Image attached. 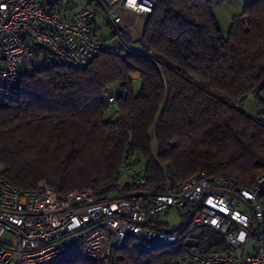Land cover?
Instances as JSON below:
<instances>
[{"label": "trees", "instance_id": "obj_1", "mask_svg": "<svg viewBox=\"0 0 264 264\" xmlns=\"http://www.w3.org/2000/svg\"><path fill=\"white\" fill-rule=\"evenodd\" d=\"M153 1L138 37L124 35L133 50L109 46L100 28L103 49L85 67L35 44L36 71L0 82V172L12 184L105 198L129 186L120 165L130 155L158 191L201 173L250 187L264 173V0L235 14L227 35L216 16L227 0ZM87 6L101 16L94 0ZM200 238L204 253L225 249L211 228ZM168 248L118 252L124 264H174L183 245ZM86 261L64 264H99Z\"/></svg>", "mask_w": 264, "mask_h": 264}, {"label": "built area", "instance_id": "obj_2", "mask_svg": "<svg viewBox=\"0 0 264 264\" xmlns=\"http://www.w3.org/2000/svg\"><path fill=\"white\" fill-rule=\"evenodd\" d=\"M122 45L138 30L153 0H94ZM52 7L48 0H0V82L37 69L35 44L46 46L68 66L82 68L103 49L93 6ZM111 104L115 98L109 97ZM126 188L97 198L92 188L59 196L45 183L35 189L12 184L0 172V264H64L76 257L99 264H124L118 252H184L174 264H264V173L250 187L230 177L196 174L164 188H149L136 155L120 165ZM178 212L184 223L169 229L161 217ZM215 230L225 249L201 250V230Z\"/></svg>", "mask_w": 264, "mask_h": 264}, {"label": "rangeland", "instance_id": "obj_3", "mask_svg": "<svg viewBox=\"0 0 264 264\" xmlns=\"http://www.w3.org/2000/svg\"><path fill=\"white\" fill-rule=\"evenodd\" d=\"M64 4L67 3V0H62ZM73 4L76 8H80L84 5H87L91 2V0H73ZM241 12V9L238 7V4L236 0H227L224 2L222 5L218 6L216 8V16L218 23L225 35L228 34L230 25L232 22V18L235 14H238ZM145 18L140 19L138 30L135 33L130 34L133 38L138 37L143 24H144ZM101 23V32L103 33V36L107 39V42L109 43V46L113 48H120L122 46L121 41L119 38L113 33V31L107 26L106 22L100 19ZM134 47H137V44L135 42L131 43ZM134 77V76H133ZM117 85L113 86V88H118ZM133 86L135 89V92L138 93L141 87V81L139 78L134 79L133 81ZM244 107L247 111H249L252 114L257 113L258 107L255 103V100L251 94H248L246 96V99L244 101ZM113 109V108H111ZM110 109V112L113 110ZM126 177H122L123 181L125 180ZM123 181L121 184H123ZM162 222L168 223L167 227L169 229H176L179 228L183 223H184V218L181 217V215L176 212V211H169L168 213H165L161 217ZM83 262H87L86 260L82 259Z\"/></svg>", "mask_w": 264, "mask_h": 264}, {"label": "crops", "instance_id": "obj_4", "mask_svg": "<svg viewBox=\"0 0 264 264\" xmlns=\"http://www.w3.org/2000/svg\"><path fill=\"white\" fill-rule=\"evenodd\" d=\"M251 1H253V0H236V2H237V4H238V7L242 10V8L247 4V3H249V2H251ZM48 2H49V4L52 6V7H67L68 6V4L70 3L73 7H74V9H75V6H74V2H73V0H67V3L66 4H64V2L62 1V0H48ZM90 4V3H89ZM89 4H87V5H89ZM87 5H84V6H87ZM71 6V7H72ZM83 7V6H82ZM79 8H76L75 10H78ZM102 16V15H101ZM100 16V14L98 15V27L99 28H101V23H100V19L102 18ZM132 76H134V78L136 79V78H138L139 77V74L138 73H134Z\"/></svg>", "mask_w": 264, "mask_h": 264}]
</instances>
